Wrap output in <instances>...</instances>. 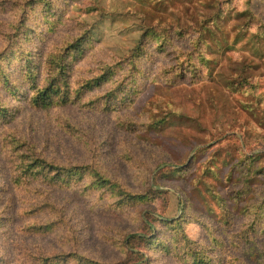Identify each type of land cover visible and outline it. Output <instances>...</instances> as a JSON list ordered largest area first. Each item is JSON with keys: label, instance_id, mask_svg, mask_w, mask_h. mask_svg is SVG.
Segmentation results:
<instances>
[{"label": "rangeland", "instance_id": "1", "mask_svg": "<svg viewBox=\"0 0 264 264\" xmlns=\"http://www.w3.org/2000/svg\"><path fill=\"white\" fill-rule=\"evenodd\" d=\"M257 17L264 0H0V264H264ZM53 81L67 102L37 103Z\"/></svg>", "mask_w": 264, "mask_h": 264}, {"label": "trees", "instance_id": "2", "mask_svg": "<svg viewBox=\"0 0 264 264\" xmlns=\"http://www.w3.org/2000/svg\"><path fill=\"white\" fill-rule=\"evenodd\" d=\"M245 11H248V10H245ZM251 12H253V11L251 10ZM22 13H23V8H21V9H19L17 11V14H18L17 16H19V18H23V16H21ZM257 22L259 23V27L264 32V21L262 19H260V18L257 17ZM15 37H16V31H15L14 28L9 29V31L7 33H4V40L6 41V44L14 41ZM140 41H141V39H140ZM140 41L138 43V46H141V43H142V41H144V39H142L141 42ZM202 46L203 45H201L199 43H196L195 44V48L198 49L197 53H198V56H199V58L201 60H199V58H197L196 59V63L195 62H191L190 59H189L190 55H188V56H186L185 59H182L181 58V68H183V64H186L187 65L188 63H190L191 64V67H192V74L197 70L196 67H193V66H195V64H197V61H202L203 62L204 60H206V57H205L203 51L201 50ZM132 56H133V52L130 55V58L131 59H132ZM125 59L126 58H124V60ZM132 60H130V61H132ZM63 71H64V68L63 67L59 69V74L61 75V79H63L64 76H65ZM198 76H200V75L198 74ZM57 78H58V76H57ZM55 97L57 98V100H59V102H62V103H65L68 100L67 99L68 98L67 97V93H61L60 83H57L56 84V82L53 81V82L50 83V85L47 88L44 89V91H42L39 94V99H37L36 102L37 103L41 102L44 105H49L51 103H54V98ZM44 163L46 164L45 161H44ZM39 165L40 166H43L44 164L43 163H39ZM56 166L57 167H55V168L59 171V173H60V170L61 171H67V172H69L70 170H72V168H68L67 166H60V165H56ZM69 174H70V172H69ZM128 196H129L128 198L130 200H136L137 201L138 199H144V195H132L131 194V195H128Z\"/></svg>", "mask_w": 264, "mask_h": 264}]
</instances>
